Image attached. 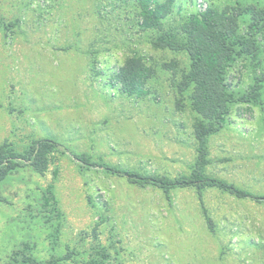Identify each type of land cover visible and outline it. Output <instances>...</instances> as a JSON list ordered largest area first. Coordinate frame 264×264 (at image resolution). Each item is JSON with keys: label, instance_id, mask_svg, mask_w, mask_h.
<instances>
[{"label": "rangeland", "instance_id": "374dc122", "mask_svg": "<svg viewBox=\"0 0 264 264\" xmlns=\"http://www.w3.org/2000/svg\"><path fill=\"white\" fill-rule=\"evenodd\" d=\"M177 2L170 21L208 4L264 7V0ZM138 12L136 0H0V144L22 151L44 136L61 144L44 173L25 165L0 184V264L15 252L40 260L67 250L64 264H264V202L215 187L166 195L73 158L147 175L191 170L196 113L187 97L177 107L173 83L188 55L153 48ZM132 53L156 69L139 96L113 78ZM172 60L175 73L162 66ZM258 69L238 62L232 86L246 89ZM208 150L209 175L264 195V84L259 101L233 106Z\"/></svg>", "mask_w": 264, "mask_h": 264}, {"label": "trees", "instance_id": "16d2710c", "mask_svg": "<svg viewBox=\"0 0 264 264\" xmlns=\"http://www.w3.org/2000/svg\"><path fill=\"white\" fill-rule=\"evenodd\" d=\"M136 1L139 27L153 32L151 46L188 55V68L181 70L173 83L178 92L177 107H181L184 97H187L191 109L196 113L192 123L196 153L191 170L177 177L147 175L92 161L86 154L73 153V158L81 168L99 167L140 186L156 187L166 195L176 188L192 187L201 196L204 189L215 187L238 198L264 202V195L254 194L234 183L209 175L206 170L209 163L208 137L224 126L233 106L260 100L264 84V68L260 67L264 7L236 3L219 9L208 4L204 9L187 14L180 20L170 21L174 8L177 11L180 9L177 0ZM242 61L253 63L259 67V71L246 89L236 90L231 84L229 70ZM176 65L175 60L162 64L174 73ZM155 72L156 69L143 54L132 53L124 58L113 78L124 93L139 96L146 93V84ZM60 147V142L48 136L33 139L22 151L14 148L10 142H2L0 184L8 175L25 165L40 174L44 173L48 169L51 154ZM206 218L212 227L209 216ZM72 253L67 250L64 256L38 260L25 251L15 252L9 261L2 264H64L63 260L71 257Z\"/></svg>", "mask_w": 264, "mask_h": 264}]
</instances>
